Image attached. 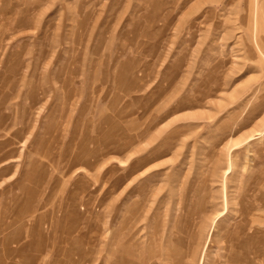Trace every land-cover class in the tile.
Returning a JSON list of instances; mask_svg holds the SVG:
<instances>
[{
  "label": "rangeland",
  "instance_id": "rangeland-1",
  "mask_svg": "<svg viewBox=\"0 0 264 264\" xmlns=\"http://www.w3.org/2000/svg\"><path fill=\"white\" fill-rule=\"evenodd\" d=\"M0 264H264V0H0Z\"/></svg>",
  "mask_w": 264,
  "mask_h": 264
}]
</instances>
